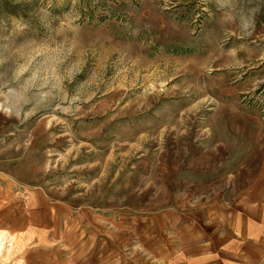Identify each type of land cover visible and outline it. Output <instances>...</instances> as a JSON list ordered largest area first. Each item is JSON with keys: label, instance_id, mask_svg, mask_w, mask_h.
I'll return each instance as SVG.
<instances>
[{"label": "rangeland", "instance_id": "1", "mask_svg": "<svg viewBox=\"0 0 264 264\" xmlns=\"http://www.w3.org/2000/svg\"><path fill=\"white\" fill-rule=\"evenodd\" d=\"M235 206L264 210V0H0V264H172Z\"/></svg>", "mask_w": 264, "mask_h": 264}, {"label": "crops", "instance_id": "2", "mask_svg": "<svg viewBox=\"0 0 264 264\" xmlns=\"http://www.w3.org/2000/svg\"><path fill=\"white\" fill-rule=\"evenodd\" d=\"M207 209L203 218L218 213ZM258 209L255 215L251 207L235 206L218 220H203V227L194 220L186 224L177 237L179 248L169 250L172 264H264V210Z\"/></svg>", "mask_w": 264, "mask_h": 264}]
</instances>
